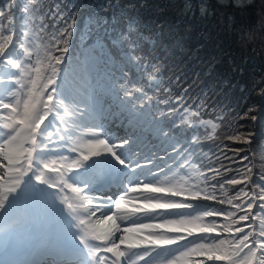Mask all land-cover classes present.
Wrapping results in <instances>:
<instances>
[{"label":"snow or ice","instance_id":"6c2138e0","mask_svg":"<svg viewBox=\"0 0 264 264\" xmlns=\"http://www.w3.org/2000/svg\"><path fill=\"white\" fill-rule=\"evenodd\" d=\"M43 7V0L0 3V77L7 72L13 85L0 88V231L59 199L78 229L50 249L61 264H264V173L256 174L259 182L252 179L249 153L239 156L241 164L249 163L223 181L217 179L220 168L204 171L197 163L198 132L187 145H171L175 155L168 156L173 165L167 171L152 159L142 162L137 140H112L107 121L139 127L150 116L158 136L169 140L171 115L194 129L210 128L211 136L220 124L202 118L203 102L161 94L171 89L162 88L160 66L140 55L146 38L132 23L119 42L127 49L123 63L140 74L133 79L121 69L113 79L108 92L115 107H101L83 86L90 66L80 65L82 83L68 86L63 73L76 27L73 8ZM146 88L161 95L150 96ZM153 104L167 105V111H153ZM227 139L251 143L238 130ZM220 167L225 174L234 171ZM190 171L203 179L197 182ZM226 185L243 187L229 195Z\"/></svg>","mask_w":264,"mask_h":264},{"label":"trees","instance_id":"16d2710c","mask_svg":"<svg viewBox=\"0 0 264 264\" xmlns=\"http://www.w3.org/2000/svg\"><path fill=\"white\" fill-rule=\"evenodd\" d=\"M57 4L73 8L76 24L65 57L68 67L63 75L69 79L75 71L68 86H78L80 65H84L83 58L91 54L96 40H103L110 48L103 53L106 59L126 55L119 37L130 23L134 24L146 38L140 55L160 66L162 88L171 89V93L161 94L203 102L202 118L220 124L211 136L210 128L194 129L181 124L178 115H171L166 130L184 145L198 132L201 139L194 145L197 163L202 162L204 171L220 168L217 179L221 181L248 164H241L239 156L249 153L252 179L259 182L256 174L264 173V0H43L42 11L55 10ZM44 22L51 27L47 17ZM124 70L133 79L140 74L131 65ZM146 91L150 96L161 95L154 89ZM167 108L152 105L153 111ZM221 116L223 119L217 120ZM236 130L244 132L251 143L227 139ZM238 148L245 152L234 156L231 150ZM225 155L236 162L224 159ZM221 164L234 171L225 174ZM240 187L243 185H226L225 191L230 195Z\"/></svg>","mask_w":264,"mask_h":264},{"label":"rangeland","instance_id":"374dc122","mask_svg":"<svg viewBox=\"0 0 264 264\" xmlns=\"http://www.w3.org/2000/svg\"><path fill=\"white\" fill-rule=\"evenodd\" d=\"M95 42L97 44H99V46L97 45L98 49H100V45L103 46L102 48L104 49V52L106 50L110 49L108 47V45L103 40H96ZM98 56L99 57L96 59H94V56H91V55L87 58H84V60L87 61V63L90 66V69H91L90 73L91 74L86 75L87 83L84 84L83 86L87 87V89H89L91 87V79H93V81L97 82L95 85V90L91 89L88 91L90 93L94 94L96 97H98L99 94L100 95L102 94L104 99L101 98L100 96L97 99L100 106H102V104L108 105L110 102L111 105L113 107H115V104H117L118 101L116 100L115 96L109 95L108 89L111 86L114 78L119 79L120 74H121V69H123V71H124V68L125 67L128 68L129 66H125V64L123 63L124 60L122 58H117L113 61H110L108 58L106 60V57L104 55L102 57L100 55H98ZM124 58H125V56H124ZM113 65H115V66H113ZM107 69H111V71H109ZM74 72L75 71H73V75H71V78L68 79L69 82H71L75 78ZM0 79H3L5 81V83L0 84V88H11V87H13L11 82L8 80L7 72H5V75L0 77ZM81 83L82 82L80 79L78 82V85H80ZM100 90H101V92H100ZM121 121L125 124H128L126 121H124L122 119H121ZM116 123H119V121L116 120V122H114V121L109 120L105 123L104 126H106V124H108L110 127H112ZM132 128H133V126H132ZM112 132L113 131H109V134ZM136 134L141 135V136L146 135L148 137L147 141L153 139V141H157L160 144L159 146L155 147L154 150L157 151L159 149V151H160V152H158L159 156H163L166 159L165 162L162 163L160 166L162 168H164L165 171H167L168 167L170 165H173V161L171 159H169L168 156L169 155H175L174 153L171 152V145L174 144L176 142V140L175 139L169 140L168 138H165V137H159L156 130H155V127L153 126L151 117H150V121H149L148 117L142 121V123L140 125V129L136 128V133L133 135V137L132 136H128V137H132L133 139L134 138L136 139ZM170 135H172V134H170ZM125 137H127V136H125ZM121 139H123V138H121ZM121 139H119V142ZM146 143L147 142H145V145H146ZM150 146H151V143L148 146H145V148H144L145 153L150 150ZM52 147H55V146H52ZM143 158H146V157L143 156ZM142 162H143V159H142ZM190 175L194 179H196L197 182H199L197 172L190 171ZM49 191H51V190H49ZM56 202H57V200L55 201V204H53L54 207L56 206ZM225 206L227 207V205H225ZM45 233H47V232L45 231Z\"/></svg>","mask_w":264,"mask_h":264},{"label":"bare ground","instance_id":"6f19581e","mask_svg":"<svg viewBox=\"0 0 264 264\" xmlns=\"http://www.w3.org/2000/svg\"><path fill=\"white\" fill-rule=\"evenodd\" d=\"M97 45L99 46V44H97L96 42H94L90 49H91V56H94V59L98 58L100 55L101 57L103 56V53H104V49L102 48L103 46L100 45V49H98ZM124 53L120 54V57L119 58H122L124 60V56H126L125 54L123 55ZM89 55V56H90ZM89 56H86L89 57ZM104 59V58H103ZM117 59V58H116ZM107 60V59H106ZM83 64H85L86 66H89V64L87 63V61L83 60ZM115 66V65H113ZM91 70V69H90ZM109 71H111V69H107ZM125 71V70H124ZM126 72V71H125ZM91 74V73H90ZM97 82L93 81V79H91V87L88 89V90H91V89H94L95 90V85H96ZM98 87V86H97ZM101 92V90H100ZM99 96L101 98L104 99V97L102 96V94ZM98 96V97H99ZM96 97V96H95ZM98 97H96L98 99ZM116 105V104H115ZM107 105L105 104H102L101 107H106ZM149 118V121H150V117ZM111 121V120H110ZM119 123H116L114 124L112 127H110L108 124H106L105 128L108 130V131H113L112 133H110V136L112 138V140L116 141L119 143V139L121 138H124L125 136H132L136 133V128L140 129V126L139 127H134L132 128V126H130L129 124H125L123 123L121 120H118ZM116 122V120L114 121ZM149 124V123H148ZM128 132V133H127ZM127 133V134H126ZM126 134V135H125ZM171 134V133H170ZM172 139L174 140L173 138V135H171ZM135 139V138H134ZM148 137L146 135H137L136 134V140H137V151L141 153V158L143 159V156L146 157V158H149V159H152L154 161V165L156 167H159L162 163L165 162V158L163 156H159L158 152L159 149L157 151L154 150L155 147L159 146L160 144L157 142V141H153V139L147 141ZM145 142L146 145H145ZM151 143V146H150V150L147 151L145 153L144 151V148L145 146H148L149 144ZM144 145V146H143ZM161 167V166H160ZM148 169H145V171H147ZM49 206V205H48ZM47 206H45L44 208H42L37 214L27 218L26 220H24L23 223H21L20 225H25L26 223V226L22 229L21 226H15L13 229H10V230H7V232L4 234L5 236H7V233L10 232V231H13L14 230V234L11 238H13L15 241L19 242L21 241V238H17L16 236H18V234L20 232H25L29 235H32L34 234L37 230H39L41 228V226H48L49 228V221L51 222V219L48 221V216H50V214L48 215V211H47ZM59 212L60 213H67V210L66 208L64 207H60L59 208ZM69 218L68 214L66 215L65 217V220L64 222H67V219ZM3 222V226L1 227V229H3L5 227V221L4 219L1 221ZM30 223H34L33 226L31 228H28V225ZM35 226H37V228H34ZM21 228V229H19ZM2 234V235H3ZM16 234V235H15ZM55 235H57V233H55ZM1 238V236H0ZM34 243V242H33ZM57 245V244H56ZM55 246V245H51L49 246V248H47V253H48V250H49V253H50V249ZM30 253V257L31 259L33 260V257H32V252H28ZM30 259V260H31ZM32 262V261H31Z\"/></svg>","mask_w":264,"mask_h":264}]
</instances>
